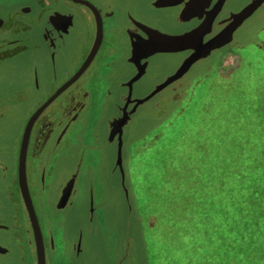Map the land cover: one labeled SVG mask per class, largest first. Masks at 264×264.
Masks as SVG:
<instances>
[{"label":"flooded vegetation","instance_id":"obj_1","mask_svg":"<svg viewBox=\"0 0 264 264\" xmlns=\"http://www.w3.org/2000/svg\"><path fill=\"white\" fill-rule=\"evenodd\" d=\"M168 1L22 0L0 8V67L13 72L0 92V264H85L84 225L73 221L70 234L64 223L77 210L93 221L109 116L91 111L97 85L108 84L107 108L130 68L128 41L134 33L145 35V26L180 34L196 19L213 17L208 38L249 0H198L184 27L172 23L179 7H167ZM263 27L264 3L229 44L193 65L184 82L157 99L181 98L196 67L235 45L242 28H254L251 43ZM165 57L150 60L142 86L166 69Z\"/></svg>","mask_w":264,"mask_h":264},{"label":"rangeland","instance_id":"obj_2","mask_svg":"<svg viewBox=\"0 0 264 264\" xmlns=\"http://www.w3.org/2000/svg\"><path fill=\"white\" fill-rule=\"evenodd\" d=\"M19 1L22 0H0V8ZM1 12L4 11L0 9V15ZM254 28L246 32L245 28L239 30L235 45L211 55L196 67L181 98L151 100L134 116L127 129L125 161L132 214L128 212L117 175L111 176V150L104 148L105 161L98 165L95 179L93 221L88 222L86 212L82 214L77 210L68 212L64 223L70 234L73 221L84 225L85 264H164V193L168 182L172 186L183 174L194 173L166 167L169 162L166 149L170 150L171 157L180 145L179 139L185 134L188 136L192 128L197 129L199 135L201 126L210 123V118L212 126L217 127L224 138L235 120L241 122L242 130L253 128L264 132V27L255 34V41L249 43ZM237 41L244 46L240 47ZM6 68L0 67V92L11 81L9 76L13 72ZM97 86L91 111H108L109 106L105 108L108 84L102 81ZM212 113L219 115L218 119ZM99 134L101 139L102 129ZM154 139L157 141L153 142ZM177 156L180 161L182 157L189 158L183 147ZM181 205L183 202L177 206Z\"/></svg>","mask_w":264,"mask_h":264},{"label":"trees","instance_id":"obj_3","mask_svg":"<svg viewBox=\"0 0 264 264\" xmlns=\"http://www.w3.org/2000/svg\"><path fill=\"white\" fill-rule=\"evenodd\" d=\"M232 122L224 138L210 118L165 151L166 167L194 173L164 193V264H264V132Z\"/></svg>","mask_w":264,"mask_h":264},{"label":"water","instance_id":"obj_4","mask_svg":"<svg viewBox=\"0 0 264 264\" xmlns=\"http://www.w3.org/2000/svg\"><path fill=\"white\" fill-rule=\"evenodd\" d=\"M174 1L178 0H170L166 3L167 7H179V13L172 23L184 27L191 23L190 13L198 11L197 4L200 2L198 3V0ZM263 3L264 0H249L238 11L231 13L228 18L222 20L221 22L225 23L224 26L208 38L207 36L213 32V17L196 19L192 28L184 30L180 34L164 33L145 26V30L142 29L145 35L156 33L165 37L164 43L155 49L151 46L142 47L137 39L140 36H137V33L131 35L128 41L129 50L126 60L130 68L118 79L119 90L115 100L109 105L107 125L103 130L106 132L105 146L111 150V176L117 175L128 205L129 214H132L130 201L132 197L127 185L128 177L125 168V161L127 160L126 137L127 129L134 116L146 103L157 99L160 93L174 90L184 82L185 79L183 78L193 65L207 58L214 50L229 44L233 40L235 30L248 20ZM139 30L141 31V29ZM158 54L166 55L163 59L166 61H161L166 69L156 75L153 81L142 86L148 64ZM72 81L70 80L63 87L68 86Z\"/></svg>","mask_w":264,"mask_h":264},{"label":"snow or ice","instance_id":"obj_5","mask_svg":"<svg viewBox=\"0 0 264 264\" xmlns=\"http://www.w3.org/2000/svg\"><path fill=\"white\" fill-rule=\"evenodd\" d=\"M138 42L142 47L151 46L154 49L162 45L165 41V37L157 35L156 33L142 34V38L138 37Z\"/></svg>","mask_w":264,"mask_h":264}]
</instances>
